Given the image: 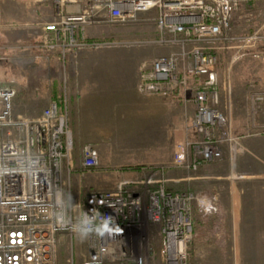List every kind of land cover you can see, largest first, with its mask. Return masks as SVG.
<instances>
[{
	"label": "built area",
	"instance_id": "2783aa9c",
	"mask_svg": "<svg viewBox=\"0 0 264 264\" xmlns=\"http://www.w3.org/2000/svg\"><path fill=\"white\" fill-rule=\"evenodd\" d=\"M50 1L55 18L44 25L40 47L60 60L61 95L38 116L24 117L13 111L16 89L0 87V264H57L62 238L73 243L77 235L84 236L88 249L80 264H154L159 258L164 264H190L197 218L222 211L217 195L171 190L168 183L183 178L168 179L166 169L159 167L146 180L124 181L115 190H87L82 199H74L75 174L98 168L99 152L84 145L78 171L67 59L75 50L117 44L87 38V24L106 20L128 25L141 13H153L147 19L155 34L145 42L170 52L139 64L137 90L196 108L193 135L175 143L170 167L196 173L222 160L225 150L235 162L245 149L234 133L230 108L222 103L232 62L222 67L221 52L233 48L232 42L261 39L258 33H231L233 14L250 0H79L84 8L75 15L64 12L68 0ZM253 101L264 103V92L254 93ZM150 226L158 228V252L150 241Z\"/></svg>",
	"mask_w": 264,
	"mask_h": 264
},
{
	"label": "crops",
	"instance_id": "0c3cea01",
	"mask_svg": "<svg viewBox=\"0 0 264 264\" xmlns=\"http://www.w3.org/2000/svg\"><path fill=\"white\" fill-rule=\"evenodd\" d=\"M251 1L255 0L249 2ZM83 8V2L68 0L64 6V12L68 15H75ZM100 11L101 16H105V12ZM153 15L151 13V15L145 16V26L141 28L151 36L155 34V27L153 21L147 18H152ZM54 18L55 6L50 0L38 4L21 0H0L1 58L21 48L24 50L34 49L39 53L43 52L40 44L44 25L53 21ZM115 26L117 25L102 20L99 23L87 24L85 34L89 39H110L119 32ZM157 50L161 51L162 49ZM41 54L43 55V53ZM81 54L88 55L91 59L78 60ZM123 54L127 55L125 59L117 58ZM51 57L52 60L42 59L41 63L47 67L50 66L55 59L54 56ZM69 57H71L67 62L71 100L69 123L75 141L74 162L76 163V159L82 156V148L87 143L94 145L99 152L98 168L85 174H80V172L75 174L74 182L77 181L76 189L74 186L75 200H80L84 196L82 188L103 189L109 185V189L115 190L124 181L136 182L145 179L148 174L145 167L128 168L123 171L121 167V169L116 167L118 165L136 163L151 165L162 162V160H171L174 149L167 158H161L163 131L170 133L173 138L171 142L173 141L174 145L178 141L192 137L191 124L195 114V106L193 104L182 105L174 98L141 94L137 90L139 61L132 62L129 60L125 50H119L112 46L98 49L85 48L73 51ZM75 59L76 61H74ZM24 111L27 112L22 109L18 114L24 116ZM237 116L238 114H236L234 123L235 132L239 135L238 133L241 132L242 128ZM129 132L139 133L140 136L133 142L130 140L128 144V138L124 134ZM111 133L114 134L113 137L115 136L112 138L114 141L115 139L126 141L125 146L121 145L116 148L119 152L107 151L114 149L107 145ZM115 133L118 134L117 137ZM239 136L245 151L239 154L235 163L231 161L228 151L225 150L222 160L202 166L198 171V176L183 180L189 188L194 183L209 184L210 187L208 185V188L200 193L206 197L219 196L218 202L220 205L222 204V211L225 206L224 200L220 198L222 190L220 187L216 189L211 186V183L223 179L220 176L223 167L226 171L228 166L231 169L238 166L240 171L249 170V172L257 174L259 161L263 162L264 160V135ZM245 159L249 162L248 167L243 164ZM81 164L82 158L77 165L78 171ZM174 173L173 176L182 175L179 172ZM237 190V188L232 187L227 192L231 199L227 202L229 206L227 207L226 223L228 229H233L234 238L235 232L240 226L242 211V201L239 199L241 192Z\"/></svg>",
	"mask_w": 264,
	"mask_h": 264
},
{
	"label": "rangeland",
	"instance_id": "374dc122",
	"mask_svg": "<svg viewBox=\"0 0 264 264\" xmlns=\"http://www.w3.org/2000/svg\"><path fill=\"white\" fill-rule=\"evenodd\" d=\"M146 15H151V13H141L139 20L133 24L115 26L119 32L110 38V40L117 41V44H114L112 47L125 50L128 53L129 60L132 62L139 61V64L144 60H151L170 52L168 48L150 45L145 42L146 39L153 37L141 29L145 26L143 18ZM231 33L238 37L258 33L261 39L256 43L250 44L241 41L232 42L233 48L221 52L222 67H228L232 62L229 73H227L230 81L229 86L227 85V90H222V103L224 104L223 106H227L226 108H230L231 110L234 133L236 135L234 123L236 114H238L237 120L242 128L241 132L238 133L239 135H263L261 132L264 128V103H255L253 101V94L264 92V0L248 2L238 9L232 16ZM157 49L162 50L158 51ZM23 50L24 48H21L2 58V54H0V87H13L16 89L17 94L13 107L15 114L17 113L18 115L24 109L27 111H24V117H35L52 100L58 99L61 95L60 88L62 90L63 69L56 54L47 53L45 50L40 53L36 50L34 51V49ZM51 56H54L55 59L50 66L47 67L41 63L42 59L52 60ZM125 56L127 55L123 54L116 57L118 59H125ZM70 59L71 57H68L67 62ZM79 59L89 60L91 58L88 55L81 54L78 57ZM248 122L249 124L247 125ZM113 135V133L110 134L107 144L110 146L109 148H114L113 150L108 148L109 150L107 151L111 153L115 151L119 152L116 148L126 145L125 140L119 141L115 139L114 141L112 138L115 136L113 137ZM115 135L117 137L118 134L115 133ZM124 135L128 138V144L130 140L133 142V140L138 139L140 136L139 133L130 132ZM170 137L171 135L168 131L162 132L161 158H167L175 148L174 142H171L173 138ZM80 158L82 156L76 159L75 164L78 163L77 165H79ZM171 161L172 159H166L151 165L136 163L118 165L116 167L122 168L121 170L123 171L128 168L145 167L148 174L142 180L156 175L159 167L166 169V177L168 179L183 178L184 180L188 177L195 178L198 176L199 172L189 173L172 169L170 167ZM243 162L248 167L249 162L247 160ZM224 169L223 167L220 173L223 179L212 182L211 186L216 189L221 188L222 193L220 198L224 200L225 208L223 207V211L213 217L203 218L199 216L197 218L198 224L195 229V238L190 246V264H264V160L263 162L259 161L257 174H253L249 170L240 171L238 166L232 169L228 166L226 171ZM174 172H179L182 175L173 176ZM76 182L75 180V189ZM208 185L207 183H194L189 188L185 185V181L168 183V187L171 190L184 191L188 189L198 195H202L200 192L205 191ZM108 186L103 187V189L94 190H111ZM232 187L237 188V191L241 192V194L239 193V199L242 201L241 222L235 232V238L233 229H228L226 223L227 207L229 206L227 202L231 199L227 192ZM91 189L93 190V188H82V194L84 195L87 190ZM149 233L151 244L156 252H158L160 250L158 228L150 226ZM87 253L88 249L83 235L75 236L73 243L69 237L64 236L58 248L57 264H80L86 258ZM154 264L164 263L159 258Z\"/></svg>",
	"mask_w": 264,
	"mask_h": 264
}]
</instances>
